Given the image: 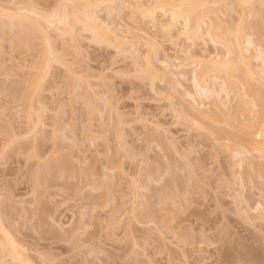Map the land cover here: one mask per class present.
Here are the masks:
<instances>
[{
    "label": "rangeland",
    "instance_id": "obj_1",
    "mask_svg": "<svg viewBox=\"0 0 264 264\" xmlns=\"http://www.w3.org/2000/svg\"><path fill=\"white\" fill-rule=\"evenodd\" d=\"M0 1H2L0 2V8H4L1 7L4 4V6H6V10L7 8L10 9L7 10L5 14L11 13L12 18L14 17V22L16 21L15 23H17L18 21L19 23H21L22 17L20 18L19 16L25 14L28 16L31 15L32 17L29 18L34 17L39 21H34L33 18V21L37 22L34 24L32 19L29 20V18H26V22L28 20L32 22V24H30L28 21L32 29H29L30 32L27 29L28 33L24 35L26 31L24 32L22 26L25 28H27V26L22 25L20 29V26H18L17 28V25L21 24H14L16 25V27H14L17 28V31H19L18 29H20L21 31L16 32L13 31V25H10L9 27L7 23L8 18L6 19L7 15L5 16V14H2V16H5V19H2V17H0L1 22H4V20H6L7 23V25H3L2 22L1 25H3V28L1 29L5 28V31L0 30V221L3 220L1 222V225L2 223L5 225V231H3V235L5 236H3L0 232V237L4 238L2 240L3 242L7 241L4 242V245L8 247V250H11V246L9 245L8 241L15 240L18 236H22V238H24L25 235V237H28V239H23H27V241L25 240L26 242L24 243L23 241H19V239H22L21 237L17 238L18 240L16 239L15 242H22V245H27L29 243V246L27 245V248L31 247V253L33 252L32 245H35V247L37 248L38 245L41 244L42 246H45L48 242L42 239L39 240V237H41V233L45 235V233H48L47 231H50V229H46V227L48 226H46V222H43L45 220H41L43 223H45V225H42L45 228H42V226L39 225L43 229H38V231L41 232H37L36 229H33L35 228L34 226L38 227L36 223L33 226L35 219H32L33 223L31 220V222H28V217L25 216H22V218L20 217L21 219L25 217V220H19V224H21L20 226L18 223H16L18 222L16 221L18 220L16 219L18 215L14 217L17 211V208L14 207L15 205H17V202L19 204L20 199H24L25 202V197H30L27 193L30 191V189H28V187L30 188V185L28 184L32 183L31 180H34L33 178H35V173L39 172V167H41L40 162L45 159L47 161L48 159L52 161L53 157H55L62 159V161L63 158L66 159L65 162L63 161L65 164L64 166L71 175L68 176L70 177L68 181L71 182L74 177V181L77 182L78 180H80L77 177L84 178L83 182L82 179L80 181V183L82 182L80 185H83V191L81 192L85 193L87 191V194L88 192H90V194L88 195H86L85 193L87 198L90 195L92 197V193H95V195H97L96 198H99V200L96 199V202L94 200V202L96 203H94L95 206H91L93 204V198L95 197H93L92 200L88 198L91 200L92 203L89 202L88 204L87 202L84 204V201L87 198L84 201L79 199L78 197L81 198L82 194L80 195V193L78 194L76 192L77 190H81L80 188H82L80 187L79 182L77 183V185H79L80 188L77 187L78 189L76 188V190L75 183L74 188H72L70 182L67 181L70 184L68 187H71L70 189L67 187L66 192L67 194H70L69 196H71L75 191L76 198H78L77 200L83 201H79V203H77L78 201H75L74 194V197H69L63 194L62 195L64 197L61 196L62 190L60 191V193H58L57 190H60L59 188L62 187H59L58 185L56 187L54 186L55 188L49 187V190L51 189L50 191H52L53 189L54 192H52L54 194L57 193V195H55L56 197L54 198L55 200L57 199L58 194H60L58 199H60V201L62 200L61 202L63 203H65L64 201H66L64 205L63 203L61 205V202H59V200L57 199L58 204L57 202L56 205L54 204L56 208L58 206V210H64L63 213H65V216H61L62 218H60L59 220L61 223L63 222L62 225H60V223L58 226L64 228L66 225H69V222L66 220H70L71 222H76L78 220L77 224H79V226L82 225L85 227V229H83L84 227L80 226V230L78 229V227L76 228L77 230H79H76L77 232L83 233V235L79 239H82V237L84 236V231L85 233L88 231L89 234L90 232L92 233V231H96L94 234L96 237H94L95 242L92 241L94 238L91 239L89 235L90 240L93 244H90L91 242L86 243L93 245L94 247V243H96V240L97 243H99L98 239H100L101 242L103 241L102 243L100 242L99 245L96 243L97 247H94L95 249H93L96 254H90V257H88V259H94V262L92 261V264H216L218 262L220 263L219 260L223 257V255L226 254L228 258L225 256L223 258L229 259L230 257L231 259L233 256V260H235L238 251L239 254L241 252L242 253L241 255L238 254L237 258L239 260L240 258L243 259L248 252H251V250L248 252L244 250L247 248H253L252 253H254V249L255 252H259V254L261 252L260 257L258 253L254 254H256V256L258 254L259 258L257 257L256 259H260L259 264H264V253L262 254L264 250V220H258V218H260L258 216H261L262 214L260 212H262L264 209L261 208L263 209L261 210L259 208L260 202L257 201L258 199L256 200V198H262V195H260V193H262L263 191L262 194H264V189L260 188L262 190H259L261 191L259 192L260 197L255 196L258 194V192H256L253 183H257L256 181H258V179H256V177L258 175L255 176V174H258L259 172L256 170L257 168L253 167L255 165H251L253 170H256L257 172L254 173V175H249L255 176L254 180H256H252L253 182H250L251 179L250 181H247L248 179H245L246 167H244V165H246V159H248V157L250 156L252 158L253 155L251 154H255L258 157L260 154V150H258L259 153H255L256 150L255 152L253 151L251 153V144H249V146L243 145V147L245 146V148L243 149L245 151L244 153L247 154L246 157L244 153H242V155L244 154L243 157H245L246 159L244 158L245 160L242 159V161L235 159V161L232 160L230 163V160L233 159L231 157H234L230 156V153L234 149L230 151L228 149L232 147H229L227 149L229 145L224 147L223 144H225L224 142L226 141L225 145H227V141L229 138L232 137V135H228V133L226 136L231 137H226L225 139H223L224 137H221L225 136V134H220L221 137H219V133L216 135L214 131L213 134V130L211 128L214 127L212 126V124L215 122H218L220 124V127H222L221 129L223 130L225 127H227L229 130V125L227 126V122L224 123V125L226 124V126L222 124V121L225 120H222L221 122H210L207 119V116H209L214 110L212 112L210 111L211 113H209V115L206 114L205 116V119L208 120L209 123H212L211 125L209 123L205 125L206 120H204V116H202L203 112L206 113V109H209L212 103H214V105L217 103L218 105H216L219 108L223 107L224 109L222 108V113L223 110L225 112V110H230V108L233 109V105L235 107L236 102L239 106L240 103H242L245 99L246 100L244 101V103L246 101L247 102L244 105L246 107H243V109L246 108L245 110H248V113H246V115L250 114L249 111H251V109L253 113L257 109V106L254 105V101L256 100L255 98H252L254 96L251 97L252 94H250L251 92L248 89L246 90L247 96L240 95L241 97H246L241 98L243 99L242 102L239 103L237 98V96H239L237 95L238 89H241L240 91L242 92V90L245 89L244 86L246 87V81H250L251 85L259 84L260 86L262 85V81H264V77H261L264 76V74L262 73V70L264 69V62L262 61V63L260 61V63L259 61H257L258 54L255 53L256 51H259L262 54L261 57H263V59H261L264 60V53H262V50L264 48L261 49V51L260 49H258V47L260 48L264 45L261 46V39L257 38V36L254 35V31L252 32V27H249L252 25H249V28L247 27L249 22V24H251L252 22H259V11H255V8L258 7L256 4H254L256 5L255 7L251 3L245 4V2H243L242 4V0H225V3L228 2V6L225 3V5L220 4L221 10L215 11L213 9H219V5L216 0L215 1L217 4L213 3L215 2L214 0H209L210 4L207 3L208 0H202L203 3L207 1L205 5L209 4L212 5V7H215L212 9L213 13L214 11L215 13L217 12L216 16L215 13L213 14L215 20H212L211 18V20H209L211 21V23L212 21H215L216 23L221 25L220 27L222 28V32L220 31L221 29L219 25V29L216 30V27L214 28L217 33L214 31V29L213 31L217 35L221 34V38H226V36L228 37V32H232V34H235L238 27V31L242 28V31L245 32L243 33L246 34V37L244 36V38L250 39L251 44L249 45L247 43H244V39H242V41L244 40V42L241 43L243 45L247 44L246 47H248L247 51L249 50L250 52L249 55H251L252 52H254L256 55H253V53L251 56H249L251 58L247 62L250 61V64L247 63L246 60L241 61L242 65L239 64L240 62L238 63V69L240 67L239 71L241 70L240 72H242L243 78H245L244 80H242V83L239 82L240 80L238 82L241 84H243L244 82L245 84L243 85L238 83V86L234 84V86L231 87L233 83H235H231L235 79V77L234 79H231L232 81L230 83H226V81L224 82V75L222 76L221 72H218L217 74L216 69L218 68H214L213 66L209 67V75L217 76V78L214 79V82L216 84L215 86L219 87L218 83H221V81L219 82L220 78L224 79V83L222 82V84L225 86L224 88L227 87L225 91H229L227 95L229 97H226L228 100H226V98L224 100V97L226 95L222 94L221 99L223 98L222 100H224L225 102L223 101L224 104H221V107L219 104L222 102V100H218V102H215L212 101L214 99L212 97V102H210V98H204L201 100L198 98L197 102L199 100L200 102H204V104L199 103V108H206L205 111L202 110L203 112L202 114H200L199 111L201 110L197 108V102H195V100H193L189 94L193 93L194 91V86L192 84L193 80L191 79V75L194 71L192 69L196 70L197 68V66H195V61L202 60L205 62H209L208 60L210 58L213 59L212 63L223 61V59H225L223 56H227L225 55V53L228 51V49H230L229 46H232V44H234V42L232 43L233 38H237V34L239 35V33H241V36H243L242 32L239 31L238 33L237 31V33L235 34L236 36H230L231 38H229L231 41L229 40V38H226L225 40V38L219 39V37L217 39V41L219 40L217 44H214L210 41L208 36V27H210L208 26L210 24L209 20L207 21L208 17L204 18H207L206 20H204L206 24H203L202 31H200L201 29L199 30L200 33L194 29H189L188 35L184 34V32H179L178 30V32H176V28L182 27L183 25L182 18L179 17L177 18L179 24H175L174 26H172V29L170 28L171 32L167 33L165 26L168 23L170 24V22L166 19L167 14H163V12L159 10L158 4L164 2L163 5L160 4V6H164L165 1L167 3L169 1L171 2L172 0H106L101 3H97L98 5L96 4L97 6L95 5V7L89 6L92 7L95 11L94 13V11H92V8H90V14L94 13L98 17V24L101 22H105L108 23L109 26L113 29L112 31H110V33L107 32V34L106 30L101 29L102 25H99L101 27L100 28L98 26L101 29L100 31H103L104 35L107 34L106 36H108V38H111L108 40L104 38V40H102L100 38L95 39V37H93L92 35V32L86 28V25L84 24V27L83 24L79 22V20L83 18H80L82 17L79 11L81 9L79 7L81 6L79 5L77 7L79 8V10L76 8L77 3L75 2L78 0H24V2H27L28 7L33 8H29L30 10H32V12H30V15L28 11H25L24 14V8L22 7L25 6H22L20 4V0H17L16 2L20 1L18 4H20L22 7L17 5L16 8H22L21 10L23 14L20 13L21 11L19 12L20 9H18L17 11V9L15 8V0ZM156 1L159 2L157 3ZM6 2L8 4H5ZM238 2H240L241 4ZM10 3L13 5L11 6ZM138 4H141V7H139ZM73 6H75L76 9ZM223 6H227V8L222 9ZM143 8L149 10L152 9L155 11L146 16V12H144L145 10L142 11ZM12 9L14 11L16 10L17 13L14 12ZM55 10L56 12L58 11V15L61 12L62 14L68 12L70 13V15L66 13L69 17L67 18L66 16V19L64 20L65 23L63 22L57 24L55 22V26L51 27L50 25L54 24H49L45 20L48 14L51 16L52 12L54 13ZM253 10L255 11L254 13ZM33 11L35 14H33ZM196 11L198 10L195 9L194 13ZM242 11L245 12L243 15ZM255 13L258 17L253 15ZM14 15H16L17 18ZM143 15H145L146 18ZM43 16H46V18H42ZM74 16H78L79 18H76V21H74L72 19V17L75 18ZM23 19L22 24L26 23L24 21L25 19ZM207 22L209 24H207ZM28 23L26 24L28 25ZM254 24L257 25L256 23ZM259 24L258 26H260ZM215 25L217 26V24ZM211 27L213 28L214 26ZM191 28H193V26H191ZM192 30H194L193 33ZM223 30L228 32L224 33V35L222 34L224 32ZM1 31L4 33H2ZM6 31L9 32L6 33ZM15 32L19 34L22 33L23 36L16 35ZM185 33H188V31ZM256 34H258V31ZM238 38L240 39V37ZM114 39L117 41H115ZM108 41L111 43H108ZM221 41H224V43ZM226 43H229L230 45L225 46ZM117 45H119V48H117ZM121 46L123 47V49L120 48ZM188 47L190 49H188L189 52H183ZM232 48H234V46H232ZM191 50L193 52V56L189 57V55H185L186 53L192 55V52L190 53ZM249 52H246V54ZM50 53L51 56H49ZM232 53L231 55H234V53ZM165 59L168 61V64L170 63V65L167 67V70L164 69L162 65L164 63L161 64L160 62L163 60L166 61ZM134 62H137V70V65L135 66L134 64L136 63ZM149 62H151L150 65L152 64V66L156 68V70L154 69V72L157 71L158 73H156V76L158 77L154 78L152 82L153 84L149 82L150 77L148 75V79L146 78V76H143L146 79H141V77L137 76V74H144V68L147 69L148 67V65L147 67L145 65ZM180 62L181 65H183L182 68L184 67L183 69L181 68V70H183L182 74L184 75V77L183 75L181 76L180 67H175ZM258 63L261 65L260 69H262L263 67L262 70L259 69V65H256ZM172 64L174 65L171 66ZM248 67L249 69H247ZM184 69L186 72L184 71ZM140 70L142 71L140 72ZM260 71L261 73H257ZM210 80L211 78H208L207 80H204L201 83L204 86L208 87L209 85L210 87V84L212 82H210ZM236 80L238 79L236 78ZM216 81L218 83H216ZM214 82L212 83L214 84ZM225 83L227 85H231V91L229 89V85L226 86ZM240 85L243 87V89L240 88ZM212 86L214 88V85ZM260 86L257 87L259 88ZM216 88L217 87H215L214 89ZM244 92H242V94H245ZM241 99L239 100L241 101ZM194 104H196L197 107L194 106ZM195 107L199 109L198 112L200 116L196 111L197 109L195 110ZM220 110L221 109H219V112H221ZM233 110L235 111V115H237L236 113L238 111H236V109ZM233 110H231V114H233ZM245 110L242 112H245ZM219 112H217V115L220 116L221 114V116H223V119H225L224 115H226V113H223L222 115V113ZM228 113L229 112H227L226 117H228V115L230 116V113ZM217 115L215 114V116ZM246 115L244 114V116ZM252 115L253 114L251 113V116ZM242 116L240 117L241 119L238 118L239 115L236 116L237 118L234 117V119H239V122H245L244 119H246L247 116L243 120ZM254 116L255 113L253 117ZM212 118L213 117L211 116L209 119L212 120ZM202 120L203 122L205 121L204 126L207 127L208 124L211 126H208V128H210L212 132H209L210 129L207 130L210 134L206 131V127L204 129L203 123L201 122ZM231 120H233V118ZM226 121H228L229 123V120ZM234 121L235 120H233V124ZM230 122L232 123V121ZM235 123L237 124L238 122ZM219 124L216 123L215 126H219ZM236 124H234V127H236ZM231 126L233 125L231 124ZM232 131L231 134H234ZM236 131L237 130H235V132ZM211 133L216 138L212 136ZM223 133H226V131H222V134ZM162 136L165 137V141L161 139L164 138ZM219 139H221L220 141L223 144L219 141ZM230 140L232 141V138ZM241 156L240 158H243ZM254 157L252 158V160L249 158V161L251 160L252 162L253 159H255ZM259 157L264 158V156L262 155H260ZM261 158H257V161L260 160L261 162ZM37 160L40 161L39 164H36ZM249 161L247 160V163L250 164L251 162ZM232 162L234 163L232 164ZM172 163L181 169L178 170L180 172L177 171L178 174H182V176L180 174L177 175V177H181L179 178L180 182L184 178L187 180L184 179V181H182L184 182L183 184L178 183L179 181H176V183L181 184L179 187L177 186L179 192L177 187H175L176 190L172 189L173 192L169 190V194L171 192L172 194L168 195V199V191L166 193H164V191L166 189L168 190L167 184L170 187V184L172 183L168 174L170 168L172 169ZM252 164H254V161L252 162ZM255 164L258 165L260 163L256 162ZM261 164V167H264V159ZM36 165H40L37 168L38 172L36 171ZM146 166H149V169H147ZM176 166L174 167L175 169H177ZM261 167L260 170H264V168ZM78 169H81L82 171L84 170L82 172L83 174H79V172L77 171ZM68 171L66 172L68 173ZM177 172L172 173V171L170 170V173L172 174H177ZM72 174L74 177L72 176ZM243 174L245 175L244 179L246 180V182H248V186L247 183L243 180ZM194 175L199 179H197L198 181L196 179L194 180ZM260 175L261 174H259V176ZM261 176L264 177V172ZM262 177H260L262 181L259 179L261 182H263L264 180ZM167 178H169L171 183H165L168 180ZM179 179L177 178V180ZM240 179L243 183L246 184L244 185L243 183H241ZM29 180L31 181V183H29ZM240 183L244 186H241ZM249 184L253 187L252 190L255 193L252 190H249L248 187H251L249 186ZM261 185L263 186L264 184L262 183ZM97 186L100 187L97 188ZM152 186H156L157 188L158 186H162L161 188H159L163 193L158 194L159 190L157 191V188L151 189ZM71 188L74 190L71 191ZM257 188L259 189V186H256V189ZM26 189H28V191ZM62 189L66 190L65 187ZM176 191L180 196L177 195ZM250 191L255 194L252 195L255 198L252 197V199H249V195L251 196L252 193H250ZM23 192L27 193L24 194L26 195L25 197L24 195L22 196ZM150 192L152 194H158L160 200V196L164 194L163 196H165L167 200H165L166 198H163L162 196V198L166 202V204H164L165 202L163 201L162 204V202L158 199L157 195L155 194L156 199L159 200L157 203L160 202L159 204H162L161 206H164L165 209L163 210L160 205L156 204L158 205L157 207L161 209L160 210L155 206L157 208L156 215H158L156 217L159 218L155 217V220L153 215L151 216L150 214L149 217L153 218H151V221H149L148 223V220H150V218L148 217L147 213L149 214V212L147 211V213L145 214L147 217H144V214L142 215V213L140 214L139 212H146L144 211V200L149 198V194H151ZM11 193H13V195ZM35 193L36 192H34V194ZM99 193H102L103 195L101 194L102 196L99 197ZM174 193H176V195H173ZM19 194L21 195V197ZM77 194L80 196L77 197ZM33 195L32 197L35 196ZM152 196L153 195L150 196V199H152ZM170 196L171 199H173V197L175 196L178 197L171 201ZM60 197H63V199L65 197L66 198L65 200H63ZM2 198L6 201L2 200ZM12 199L15 202L14 204H12V206H14L13 208L16 209V211L14 209L11 210L12 206L8 207V205H11L12 202L10 200ZM28 199L29 198H26V201H28ZM32 199L34 200L35 198ZM100 199H103L102 202ZM33 200L31 201L32 203ZM36 200L37 199H35V201ZM154 200L155 198L152 199V201ZM255 200L257 201L256 203L259 204H254ZM263 200L264 198L262 199V201ZM54 201L53 203H55ZM6 202L8 205L6 204ZM24 202H20L19 205ZM30 203L28 201V205H30ZM36 203L33 206H36ZM48 203H46L45 209H48ZM25 204H23L24 206L21 205L20 207H27ZM97 204H99V207L96 206ZM50 206L53 205L50 204ZM55 206L53 207L55 208ZM244 206L246 208L245 211ZM256 206H258L257 209ZM29 207L31 208L32 204L31 206H28V208ZM95 207H97V209ZM252 207H254L255 209ZM65 208L67 210H65ZM92 209L94 210V212L95 210L98 211L99 209H101V212L100 210L98 211V213L100 212V215L95 212L97 215H99V217L96 215L98 219L96 218V216H93L94 213L90 211ZM21 210H24L28 213L29 209L25 210L24 208H22ZM21 210L19 209V213L24 212ZM158 210L160 212L162 210L165 211L161 212L164 214L165 218L163 217V214H160V212H158ZM8 211L11 213H9ZM80 211L87 212V214H85V217H80ZM10 214H13V217H11ZM137 214H140L142 218L139 219V217L141 216L139 215V217H137ZM27 215L28 214H26V216ZM87 215H91L92 218L91 216L88 217ZM76 217L80 218L76 219ZM136 217L138 218V220L143 219V222L138 221ZM199 217H201V219L204 217L203 219L205 221L202 219L204 221L203 222ZM26 218L28 220L27 222L30 224H26ZM70 218L73 219L71 220ZM93 218H96V221ZM145 218H148V220H146ZM160 218H162L163 220L165 219V225L163 224L164 227H161L163 220H161ZM254 218H257V220ZM262 218L264 217H261V219ZM11 219H16L13 220L15 222L12 223H14L13 225L16 224L17 227L20 226L18 229L20 230V233L24 232L23 235H20L19 230L18 233L16 230L15 232L13 231L16 228L13 229V225L12 223H10ZM49 219H47V221H49ZM144 220L147 221V223ZM158 220H161V226L160 224L157 226V224L160 223ZM41 221L38 224H42ZM156 221L158 223H156ZM23 222L24 225H27H25L27 228L29 227L28 230L26 227L21 228L23 226ZM75 222L74 224H76ZM78 222H80L81 224ZM144 222L146 223V225ZM209 222L212 224H210ZM53 223L54 222H52V224ZM55 223L54 225H56V227L54 226L53 228H57V224ZM113 223H115L116 228L115 225L110 226ZM203 223L204 225H207L204 227L201 225ZM30 226H33L31 228L32 230L30 229ZM69 226H66L67 228H64L65 231L67 229L69 232L73 228L72 226H70L71 228ZM171 226H173L174 228H168ZM68 227L70 228V230ZM50 228L52 230V226ZM130 228L131 230H129ZM109 229L113 230L109 231ZM108 231L109 234L110 232H112L110 234L111 236L108 235ZM127 231L130 233H128ZM27 232H30L32 235L28 233L26 236ZM34 232H37V235H35ZM74 232L75 231H73V233ZM77 232H75L76 234L74 233L76 237L80 235H77ZM69 233L65 235L68 236ZM73 233L72 235L74 236ZM13 234L17 235V237L13 236ZM127 234L132 235H129L128 237ZM34 235L36 236V238L34 237ZM98 235L100 236V238ZM37 236H39V242L37 240V243L39 244L35 243V239H37ZM67 236L65 237L68 238ZM32 237L34 238V242L32 241ZM42 237L45 238V236ZM69 238H71V236ZM127 238L129 240L131 239L132 241H128ZM182 239L183 241H179ZM185 239H187L188 241L186 240V243L184 244ZM198 239L201 240L197 241ZM28 240H31V242H29ZM40 241L46 242L44 243L45 245L43 244V242ZM64 242L66 243V241H62L60 243ZM71 242L72 240L69 243ZM187 242L189 244H187ZM196 242L198 243V245H195L197 244ZM69 243L67 241V244ZM50 244H48V247L50 246L51 251H49L50 249H47L46 246L44 248L40 245L42 249L40 247L39 249L37 248V253H39V256L35 253L37 251L35 250V252H33L34 254L29 253L28 257L31 256L29 260L32 258L35 264H81L79 262H83L85 261L83 259L87 258L85 255L87 254L86 249L87 247L89 248V246H87L85 251H83V253H86H84V257L80 259V257H82L80 256L82 254L81 250L86 246H84V244V247L81 246L82 248L80 247L79 250L76 249L79 244L74 245L75 250L73 251H70L71 249L67 248L70 247V244H61L63 246H60V244L57 246L58 243L54 245L53 242H51ZM20 245L17 247L19 248ZM186 245L192 247H188ZM23 247L25 246H22V248ZM35 247L34 249H36ZM52 247L55 249L52 250ZM93 247H90L91 250ZM182 247L186 248L182 249ZM22 248H19L21 250L18 249L19 254H21L20 257L22 259V262H25L27 264L26 258L25 261H23L24 259L22 258L25 255L27 257V254L23 253L25 252V250H27V248H23L25 250H23ZM62 248H65V250ZM192 248L194 250H197V253H195L196 251H194ZM199 248L200 250H198ZM96 249L100 250V252L97 253V251H95ZM103 249L105 251H103ZM261 249L263 250L261 251ZM89 250L90 249H88V252ZM20 251L22 252L20 253ZM26 252H29V249ZM201 252H203V254ZM199 254H201V256H204L201 257L199 256ZM220 254L222 257H220ZM131 257H133L134 260ZM199 257H201L202 259ZM217 257L220 258L217 259ZM238 259L237 264H239L238 262L240 261V264H250L254 261L256 262V260L250 261L251 259L247 257L244 258V262H242V259L240 261ZM261 259L263 260V262L261 261ZM31 260L28 261V263L33 262ZM222 260L223 259H221V261ZM249 261L250 263H248ZM255 262L254 264H258V261L257 263ZM86 263L83 262V264ZM233 263L236 264V262H232L231 260L230 264Z\"/></svg>",
    "mask_w": 264,
    "mask_h": 264
},
{
    "label": "bare ground",
    "instance_id": "obj_2",
    "mask_svg": "<svg viewBox=\"0 0 264 264\" xmlns=\"http://www.w3.org/2000/svg\"><path fill=\"white\" fill-rule=\"evenodd\" d=\"M12 1H13V0H12ZM16 1H17V0L14 1V3H16V4H14V6L16 5L15 8L17 7V5L20 6V7L25 6V7H22V8H24V9H23L24 14H25V11H28V13H29V15H30V12H32V10H30V9H33V8L28 7V6H27V2H26V1L24 2V0H20L21 2L19 1L20 4H21L22 6H21L20 4H18L19 2H16ZM22 1H23V2H22ZM30 1H31V0H30ZM74 1H75V0H74ZM95 1H96V2H95ZM103 1H106V0H91V1H89V0H78V1L75 2V3H77V5H76V4H74V5H76V8H77L79 5L81 6V7H79V8H81L80 10H79V8H77V9L80 11V15L82 16V17H80V18H83V19H80L79 22H81V24H83L84 27H85V25H86V28L89 29V30L92 32L93 37H95V39H96V38H98V39L100 38V39L104 40V38H105L106 40H108V39H111V38H108V36H106V35L108 34L107 32L110 33V31L113 30L112 27H110L108 23L101 22V21H100L101 23L98 24L97 22L99 21V19H97L98 17L94 14L95 11L93 10L92 7H89V6H94V7H95V5H96L97 3H101V2H103ZM173 1H174V2H173ZM203 1H204V0H203ZM203 1H202V0H199V1H198V0H195V1H194V0H193V1H192V0H172L171 2L169 1V2H167V3H166V1H165L164 6H160V4L163 5L164 2L159 3V4H158V5H159V6H158L159 10L162 11L163 14H167V18H166V19L170 22V24L168 23L169 25L167 24L166 26L163 24V25L166 27V31H167V33L171 32L170 30L172 29V28H171L172 26H174L175 24H179V21L177 20V18H179V17L182 18L183 25H182V27L176 28V32H178V31H179V32H184V34L188 35V34H189V29H194V30H196L197 32L200 33V31H202V26H203V24H206V23L204 22V20H206L207 18H206V19H204V18H205V17H208L207 21H208L210 18L213 20V19H214V15H213V14L215 13V11L221 10V8H220L221 5H220V4L223 5V4L225 3V0H222V1H221V0H216L217 3H218V5H219V6H218L219 9L216 8V9H217V10H216V9H213V8H215L214 6L212 7V5H209V4H210V3H209V0H208V2L205 1V3H206V2L209 3V4H206L207 6L205 5V3H203ZM214 1H215V0H214ZM216 1L213 2V3L215 4ZM219 1H220V2H219ZM237 1H239V0H237ZM240 1H241V0H240ZM0 2H2V1H0ZM3 2H4V1H3ZM156 2H157V1H156ZM158 2H159V1H158ZM158 2H157V3H158ZM221 2H222V3H221ZM243 2H245V4H246V3H247V4L251 3V4H253V5L256 4V5L258 6L257 8H255V9H256L255 11H259V12H258V16L260 17V19H259V17L257 16L256 13H255L256 15H255V14H253V15L258 17L259 22H258V21H257V22H252L251 24H249V23H250V22H249L248 25H247V27H248L249 25H252V26H249V27H252V32H253V31L255 32L254 35H256L257 38L261 39V41H262V42H261V46H262V45H264V43H263V42H264V0H242L241 3L243 4ZM253 2H255V3H253ZM11 3H12V2H11ZM11 3H10V4H11ZM168 3H169V4H168ZM217 3H216V4H217ZM238 3H240V2H238ZM241 3H240V4H241ZM5 4H8V3L6 2ZM24 4H26V5H24ZM92 4H93V5H92ZM225 4L227 5L228 2H226ZM225 4H224V5H225ZM12 5H13V4H11V6H12ZM97 5H98V4H97ZM97 5H96V6H97ZM140 5H141V4H138L139 7H141ZM256 5H254V6L256 7ZM209 6H210V7H209ZM227 6H228V5H227ZM227 6H223L222 9H223V8H227ZM1 7H4V8H0V13H1L0 17H2V19H5V16L7 15L6 19L8 18V22H7V23H8V25H9V27H10V25H13V27H14V26L16 27V25H17V23H19V21H18L17 23H15L16 21L14 22V19H13L14 17L12 18L11 13L5 14L6 11H7V10H10V9L7 8V10H6V6H4V4H3ZM20 7L18 8V9H20L19 12L21 11L20 13L23 14V12H22V10H21L22 8H20ZM27 7H28V8H27ZM73 7L75 8V6H73ZM156 7H157V6H156ZM197 7H199V8H197ZM211 7H212V8H211ZM10 8H11V7H10ZM15 8H13V9H15ZM25 8H27V9H25ZM29 8H30V9H29ZM74 8H73V9H74ZM76 8H75V9H76ZM88 8H89V9H88ZM90 8H92V11H94L93 14H90V13H91ZM13 9H12V10H13ZM16 9H17V8H16ZM18 9H17V11H18ZM34 9H36V8H34ZM195 9L198 10V11H196V12L194 13ZM212 9L215 10L214 13L212 12V11H213ZM143 10H145L144 12H146V16L149 15V14H151V13H153V11H155V10H152V9L149 10V9H144V8L142 9V11H143ZM13 11H14V10H13ZM34 11H37V10H34ZM34 11H33V14H35ZM210 11H211V12H210ZM255 11L253 10V13H254ZM10 12H11V11H10ZM14 12H16V10H15ZM19 12H18V13H19ZM81 12H82V13H81ZM166 12H167V13H166ZM242 12H243V11H242ZM16 13H17V12H16ZM26 13H27V12H26ZM56 13H57V14H56ZM64 13H65V12H64ZM66 13L70 15V13H68V12H66ZM66 13H65V14H66ZM142 13H143V12H142ZM210 13H211V14H210ZM216 13H217V12H216ZM216 13H215V16H216ZM244 13H245V12H243L242 15H243ZM2 14H3V15L5 14V16H2ZM12 14H13V13H12ZM21 14H20V15H21ZM31 14H32V13H31ZM36 14H37V12H36ZM65 14H62V12H61V13H59V15H58V11L56 12V10H55L54 13L52 12V15H51V16L48 14V16H49V17L47 16L48 19L46 18V16H43L42 18L45 17V18H46L45 21H47V23H49V24H54L55 22H56L57 24H59V23H63V22L65 23L64 20L66 19V16H67V18L69 17L67 14H66V15H65ZM208 14H209V16H208ZM16 15H17V14H16ZM16 15H14V16L16 17ZM25 15H26V14H25ZM25 15L19 16L20 18L22 17V18H21V23H19V24H21V25H17V28H18V26H20V29H21V26H22V25L27 26V28H25V27L22 26V28L24 29V32L26 31L25 33L23 32L24 35L28 33L27 31H28L29 29H32L31 26L29 25V23L32 24V22L29 21V20L32 19V21H33V18H34V17H33V18H29V17H32L31 15H30V16L26 15L27 17H26ZM80 15H79V16H80ZM212 15H213V16H212ZM8 16L10 17V19H9ZM23 16H24V19H25V20L23 19ZM143 16H145V15H143ZM146 16H145V18H146ZM165 16H166V15H165ZM193 16H194V17H193ZM3 17H4V18H3ZM74 17H75V18L72 17V19H73L74 21H76V20H75L76 18H77V19L79 18L78 16H74ZM16 18H17V17H16ZM26 18H27V19L29 18V20H28L29 23H28V21L26 22V20H27ZM70 18H71V16H70ZM0 19H1V18H0ZM22 19H23L26 23H28V25H27L26 23H23V24H22ZM192 19H193L194 22L192 21ZM211 19H210V20H211ZM15 20H16V19H15ZM18 20H19V19H18ZM52 20H53V21H52ZM96 20H97V21H96ZM210 20H209V23H210V24H214L215 21H214V22L212 21V23H211ZM214 20H215V19H214ZM24 21H23V22H24ZM34 21L39 22V21H38L37 19H35V18H34ZM34 21H33V22H34ZM66 21H67V20H66ZM74 21H73V22H74ZM216 21H217V18H216ZM2 22H3V21H2ZM2 22H1V20H0V30L5 31V28H4V29H1V28H3V25H7L6 20H4L3 25H1ZM37 22H34V24L37 23ZM82 22H83V23H82ZM166 22H167V21H166ZM192 22H193L194 24H193ZM203 22H204V23H203ZM56 23H55V24H56ZM77 23H78V22H77ZM191 23H192V25H191ZM209 23L207 22V24H209ZM254 23H256L257 25H255ZM259 23H260V24H259ZM14 24H16V25H14ZM55 24H54V25H50V26H51V27H52V26H55ZM84 24H85V25H84ZM210 24L208 25V26H210V27L207 26V27L209 28V32H208L209 39H210V41L213 42L214 44H217V42L219 41V40L217 41V39H218L219 37H220L219 39H223V38H225V37L221 38V37H222L221 34H220L221 36H220L219 34H218V35L216 34V33H217L216 30L219 29V27H220L221 25H219V24L216 23V22H215V24H217V26H216L215 24H214V25H210ZM253 24H254V25H253ZM258 24H259L260 26H258ZM47 25H48V24H47ZM99 25H100V26L102 25V28H101ZM163 25H162V26H163ZM218 25H219V27H218ZM29 26H30V28H29ZM50 26H48V27H50ZM98 26H99L102 30H106V33H107V34L105 33L106 35H104V34H103V31H100L101 29H100ZM164 26H163V27H164ZM191 26H193V28H191ZM211 26H214V27L212 28ZM253 26H254V29H253ZM15 27L13 28V31L21 32L20 29H18L19 31H17V28H15ZM215 27H216V28H215ZM241 27H243V26H241ZM241 27H240V28H241ZM249 27H248V28H249ZM98 28H99V29H98ZM170 28H171V29H170ZM174 28H175V27H174ZM181 28H182V29H181ZM214 28H215L216 30H215ZM14 29H16V30H14ZM23 29H22V31H23ZM25 29H26V30H25ZM27 29H28V30H27ZM183 29H184V30H183ZM200 29H201V30H200ZM213 29H214V31H215L216 33L213 31ZM220 29H221L220 31L222 32V28H221V27H220ZM224 29H225V28H224ZM238 29H239V27H238ZM238 29L236 30V33H237ZM164 30H165V28H164ZM177 30H178V31H177ZM182 30H183V31H182ZM194 30H192V33H193ZM199 30H200V31H199ZM225 30H226V29H225ZM187 31H188V33H185V32H187ZM223 31H224V30H223ZM239 31L242 32V35H243V36H241V33H239ZM239 31H238V33H239L240 36L237 34V38H235V37L233 38V37H232L233 40H234V41L232 40V43L234 42V44H232V43L230 42V43L232 44V46H234V48H232V46H229V45H230L229 43H228V44L226 43L225 46H229L230 49H228L229 47L227 48L228 51L225 53V55H227V56H223V57L225 58V59H223V61H220V62L218 61L217 63H212V62H213V61H212V60H213L212 58H210V59L208 60L209 62H205V61H202V60H197V61L194 60V61L196 62V65H195V66H197L196 70H195V69H192V70H194V71H193V72L191 71V72H192V75H193V77H192V75H191V79L193 80V83H192V84H193V86H194V91H193V93H189V94H190V97H191L193 100H195V102H197V99H198V98H199L200 100H201V99H204V98H210V102H212V101H215V102L217 101V102H218V100H222V99H223V98L221 99L222 94H223V95H224V94L226 95L225 97L223 96V97H224V100H225L226 97H227V98L229 97V96H227L229 91H228V92H226L227 90L225 91V89H226L227 87L224 88L225 86L222 84L223 80L225 79L224 82L226 81V83H230V82L232 81L231 79H232V78L234 79V77H235V79H234L235 81L233 80V81L231 82V83H233V82H235V83H233L232 86H231L230 84H228V85H229V89H230V86L233 87L234 84H235L236 86H238L239 84L242 83V80L245 79V78H243V74H242V72H240L241 70L239 71L240 67H239V69H238V66H239V64H241V61H245V60H246V62H247L248 60H250L251 57H249V56H251L254 52H252L251 55H249L250 52H249V50L247 51L248 47H246V46H247V44H249V45L251 44V43H250L251 40H250V39H246V38H244V36H245L246 34H244L245 32L242 31V28H241ZM250 31H251V30H250ZM257 31H258L259 36H258V34H256ZM260 31H261V33H260ZM1 32H2V31H1ZM7 32H9V31H6V33H7ZM16 32H15V33H16ZM29 32H30V30H29ZM101 32H102V33H101ZM104 32H105V31H104ZM190 32H191V30H190ZM197 32H195V33H197ZM221 32H220V33H221ZM227 32H228V31H224L222 34L227 33ZM243 32H244V33H243ZM2 33H4V32H2ZM192 33H191V34H192ZM236 33H235V34H236ZM191 34H190V35H191ZM230 34H231V35H230ZM235 34H232V32H228V34H227L228 37L226 36V38H229V37L232 36V35L234 36ZM250 34H251V33H250ZM16 35L23 36L22 33H21V34L16 33ZM169 35H171V34H169ZM224 35H225V34H224ZM251 35H252V34H251ZM235 36H236V35H235ZM238 37H240L241 40H240ZM245 37H246V36H245ZM261 37L263 38V40H262ZM226 38H225V40H226ZM230 38H231V37H230ZM230 38H229V40H230ZM247 38H248V37H247ZM242 39H244L245 42H244V40L242 41ZM112 40H113V39H112ZM112 40H111V42H112ZM114 40H115V39H114ZM118 40H119V38H118ZM187 40H188V39H187ZM229 40H228V41H229ZM115 41H117V40H115ZM230 41H231V40H230ZM111 42L108 41V43H111ZM119 42H120V41H119ZM119 42H118V43H119ZM221 42L224 43V41H221ZM226 42H227V41H226ZM241 42H242V43L244 42V43H247V44H246V45H245V44L243 45ZM116 43H117V42H116ZM117 46H118L117 48H119V45H117ZM187 46H188V45H187ZM190 46H191V45H190ZM120 48L123 49L122 46H121ZM263 48H264V46H263V47H260V48L258 47V49H260V51H261V49H263ZM48 49H49V48H48ZM188 49H189V47L186 48L184 51H183V50H182V51H183V52H189L190 49H189V50H188ZM49 50H50V49H49ZM263 50H264V49H263ZM263 50H262V53H264ZM49 52H50V51H49ZM191 52H192V50L190 51V53H191ZM229 52H230V53H229ZM232 52L234 53L235 56H234V55H231ZM246 52H249V53H247L248 55L246 54ZM257 52H258V53H257ZM233 53H232V54H233ZM255 53L258 54V56H257V59H258V60H257V61H259V62H260V61H261V62L263 61V62H264V60H262L263 57H261L262 54H261L259 51H256ZM255 53H254L253 55H256ZM184 54H185V53H184ZM191 54H192V55H190L189 53H188V54L186 53L185 55H187V56L189 55V57H191V56H193V52H192ZM49 56H51V53L49 54ZM189 57H188V58H189ZM50 58H51V57H50ZM261 58H262V59H261ZM165 60H166V59H165ZM238 60H240V61H238ZM147 61H148V60H147ZM166 61H167V60H166ZM166 61L163 60V61H160V62H161V64L164 63V64H162V65H163L164 69L167 70V67L170 65V63L168 64V61H167V62H166ZM192 61H193V60H192ZM237 61H238V62H237ZM239 62H240V63H239ZM261 62H260V63H261ZM263 62H262V63H263ZM134 63H136V64H134V65L136 66V65H137V62H134ZM150 63H151V62L146 63L145 66L147 67V65H148V67H147V69L144 68V74H143V73H142L141 75L137 74V76L141 77V79H146V78L148 79V76H149L150 79H151V80L149 79V82H151V84H153L152 82H153V80H154L155 77H158V76H156L158 73H157V71L154 72V71L156 70V68H154V66H152V64L150 65ZM238 63H239V64H238ZM247 63L250 64V61L247 62ZM173 65H174V64H172L171 66H173ZM241 65H242V64H241ZM256 65H259V69L261 68V67H260L261 65H260L259 63L256 64ZM182 66H183V65H181V62H180V63L177 64L175 67H177V68L180 67V70H181ZM210 66H213L214 68H215V67L218 68V69H216L217 71L214 69V70L217 72V74H218V72H221V73H222V76L224 75V76H223L224 79H223V78H220V80H219V82L221 81V83H218V82L216 81V83L219 84V87H218V86H215L216 84H215V82H214V79H216L217 76H216V75H215V76H211V75H209V72H210L209 67H210ZM248 66H249V65H248ZM137 67H138V65L136 66V70H137ZM140 67H141V66H140ZM183 68H184V67H183ZM183 68H182V69H183ZM145 69H146V70H145ZM154 69H155V70H154ZM247 69H249V67H248ZM262 69H263V67H262ZM262 69H260V70H262ZM136 70H135V71H136ZM141 71H142V70H140V72H141ZM184 71H185V69H184ZM263 71H264V69L262 70V73L264 74ZM140 72H137V73H140ZM185 72H186V71H185ZM156 73H157V74H156ZM182 73H183V70H181V76L183 75ZM251 73H252V72H251ZM251 73H250V74H251ZM257 73H261V71H260V72H257ZM145 74H146V75H145ZM147 75H148V76H147ZM261 75H262V74H261ZM143 76H144V77L146 76V78H144ZM244 76H245V75H244ZM142 77H143V78H142ZM183 77H184V75H183ZM261 77H264V76H261ZM208 78H211L210 82H211V81L214 82V84H213L212 82H211V84L214 85V88L217 87L216 89H214L213 86H212L211 84H210V87H209V85H208V87L202 85L201 82L204 81V80H207ZM236 78H237L238 80H236ZM221 79H222V80H221ZM239 80H240V81H239ZM263 80H264V79H263ZM236 81H237V82H236ZM238 81L241 82V83H239ZM224 82H223V83H224ZM263 82H264V81H262V83H261V82H257V83H261V84H262V85H261L262 88H261V86H260L259 84H258V85H254V84H253L254 82L252 83L253 85L250 84V81H249V82L246 81L247 84H245V83L243 82V84H245L247 88L244 86L245 89H243V87L241 86V85H243V84L240 85V86H241L240 88L243 89L242 92H244V90H245V92H244L245 94H242V92L240 91L241 89H238V91H240V92L237 91V95H239V96H240V95H242V96H243V95H246V96H247V93H246L247 91H246V90L248 89V90L251 92L250 94H252L251 97L254 96V97H252L253 99L255 98V100H256V101H254V102H255L254 105L257 106V109L255 108L256 110L254 111V113H255V116H254V117H253L254 113L252 112V109H251V111H249L250 114H247V115H246V113H248V110H245L246 108L243 109V107H246V106H244V105L246 104L247 101L244 103V101H245L246 99L243 101V99H241V98H246L245 96H244V97H241V96L239 97V96H237L239 103L243 101L242 103H240L239 106H238V103L236 102L235 107H237L238 109L235 108L234 105H233V109H236V111H238V112L236 113L237 115H235V113H234L235 111H234L232 108H230V110L228 109L229 107L226 108V109H228V110H225V112H224V110H223V113H224V114L226 113V115H227V112L230 113V116L228 115V117H226V115H224V116H225V117H224L225 119H223V116H221V114H220V116L217 115V114H218L217 112H219V109H221V110H220L221 112H219V113H222V108H223V107H222V108H219V107L217 106V105H218L217 103H216L217 105L215 104L216 106L214 105V103H212V105L214 106V108H213V106H212L211 103H210L211 106L209 107V109H208V108H207V109L205 108V109H206V113L203 112V111H205V109H200V108H199V107H200V104H199V103L204 104L203 101L200 102V100H199V101L196 103L198 107L196 106V104H194V106H196L197 108H199V109L201 110V111H199L200 114H202V112H203L202 116H204V120H206V119H205L206 114L209 115V113H211V112L214 110V111H213L214 113L212 112V113L210 114V115L213 117L212 120L209 119V118L211 117L210 115L207 116L208 118H207V117H206V118H207L210 122H212V121H220V122H221L222 120H225V121H222V122H223L222 124L224 125V123L227 122V126L229 125V130H228L227 127L224 128V126H226V124L223 126L224 130L226 131V133H223V134H222V131H224V130L221 129L222 127H220V124H219L218 122H215V123L212 124V123H209L208 120H206V124H205V125H207V123H209L210 125L212 124V126H214V127H211V126L208 124V126L212 128V130H213V132H212V130H211L210 128H208V126H207V127L204 126V122H205V121H204V122H203V120L201 121V122L203 123L204 129H205V127H206V131H207L208 129H210L209 132H212L213 134H214V131H215V134H216V135L219 133V134H218L219 137H221L220 134H221V135H224V134H225V136H222V137H221V138L224 137L223 139H225L226 137H227V138L231 137V136H226L228 133H229L228 135H232V137H231V138H232V141L230 140L231 138H229L228 141H227V145H225V144H226V141H225V140H224L225 142L223 141L225 144H223V143L220 141L221 139H219V141L224 145V147H226V146L229 145V146L227 147V149H228L229 147H232V148H229L228 150L231 151L232 149H234L233 151H231V153L233 152L232 154L229 152V153H230V156H234V157H231V158H233V159H231V160L229 159V160H230V163H231L232 160L235 161V159H238V160H241V161H242V159L245 160V159H246L245 157H246V154H247V153L245 154V153H244L245 151H244L243 149L245 148V146H249V144H251V145H250V148H252V149H251L252 151H250L251 153H252L253 151L255 152V150H256L255 153H259V152H260L259 156H260V155L264 156V155H263V154H264V91H263V90H264V89H263V87H264L263 84H264V83H263ZM226 83H225V84H226ZM238 83H239V84H238ZM257 83H256V84H257ZM220 84H221V85H220ZM237 84H238V85H237ZM178 85H179V84H178ZM228 85L226 84V86H228ZM257 86H260V87H259L260 90H259V88H258ZM211 87H212V88H211ZM256 87H257L258 89H257ZM234 88H235V87H234ZM236 88H237V87H236ZM238 88H239V87H238ZM261 89H262V90H261ZM234 90H235V89H234ZM236 90H237V89H236ZM223 91H224V93H223ZM230 91H231V89H230ZM261 91H262V93H261ZM221 92H222V93H221ZM225 92H226V93H225ZM235 92H236V91H235ZM220 93H221V94H220ZM239 93H240V94H239ZM248 94H249V92H248ZM235 96H236V95H235ZM249 96H250V95H249ZM212 97L214 98L213 100H212ZM227 98H226V100H228ZM239 99H241V101H240ZM211 100H212V101H211ZM224 100H222V102L220 101L221 103L219 102V103H220V104H219L220 107H221V104H222V105L224 104V102H225ZM223 101H224V102H223ZM252 102H253V101H252ZM192 105H193V104H192ZM192 105H191V106H192ZM236 105H237V106H236ZM191 106H190V107H191ZM194 106H193V109H194ZM231 106H232V105H231ZM196 107H195V110L197 109ZM193 109H192V110H193ZM199 109H197L196 111L198 112ZM211 109H212V110H211ZM223 109H224V108H223ZM202 110H203V111H202ZM207 110H209V111H207ZM231 110H233V112H232L233 114H231ZM244 110H245V112H242V111H244ZM210 111H211V112H210ZM226 111H227V112H226ZM197 112H196V113H197ZM199 112H198V115L200 116ZM223 113H222V115H223ZM229 113H228V114H229ZM251 113L253 114L252 116H251ZM213 114H214V116H215V114H216L217 116L214 117ZM242 114H243V116H242ZM244 114H245L247 117H253V118H247L246 116H244ZM233 115H235V116H233ZM238 115H239V117H238L239 119H241V118H240L241 116L243 117L242 120L246 117V119H244L245 122H243V121H240V122H239V119H238V120H237V119H234V117H236V116H238ZM240 115H241V116H240ZM202 116H201V117H202ZM229 117H230V118H229ZM221 118H222V119H221ZM227 118H229V119H227ZM232 118H233V120H235V121H234V124H236L235 122H238V123L235 125L236 127H234L233 120H231ZM236 118H237V117H236ZM220 119H221V120H220ZM247 119H248V120H247ZM226 120H229V123H228V121H226ZM230 121H232V123H231ZM216 123L219 124V126H215ZM222 124H221V126H222ZM231 124H232L233 126H231ZM213 128H214V129H213ZM233 128H235V129H233ZM236 128H237V129H236ZM220 129H221L222 131H221ZM231 129H232L233 131H232ZM235 130H237V131L235 132ZM231 131H232L234 134H231ZM207 132H208V131H207ZM209 132H208V133H209ZM212 133H211V135H212ZM209 134H210V133H209ZM160 136H161V135H160ZM212 136H214V135H212ZM233 136H234V137H233ZM162 137H164V136H162ZM214 137H215V136H214ZM160 138H161V137H160ZM215 138H216V137H215ZM217 138H218V137H217ZM161 139H162L163 141H165V137H164V138H161ZM226 140H227V139H226ZM245 140H248V141H250V142L245 141ZM243 141H244V142H243ZM229 142H231V143H229ZM245 142H246V143H245ZM228 143H229V144H228ZM247 143H248V145H247ZM222 144H221V145H222ZM243 145H245V146L243 147ZM169 147H170V146H169ZM242 147H243V148H242ZM241 148H242V149H241ZM246 148H247V147H246ZM248 149H249V148H248ZM253 149H254V150H253ZM258 150H260V151L258 152ZM250 152H249V153H250ZM242 153L245 154V157H243L244 154L242 155ZM239 155H240V156L242 155L241 157H243V158H240ZM251 155H253L252 158L255 156L254 158L256 159V162H258V163H260V164H258V165L255 164V163H256V162H255V159H253L254 164H252L253 161L251 162L252 158H251V156H250V157H248V159H246V162H245L246 165H244V167H246V169H245V170H246V171H245V173H246V178H245V179H246V180L248 179L247 181H250V179H251L250 182H253V181H256V180H254V177H255L256 175H258V176L256 177V179H258V181H259V182L256 181V182H257L256 184H254L255 182L253 183V186H254L256 192H258L257 195L254 194L255 192L252 190V189H253V187L251 186L252 184L249 182V183L251 184V185L249 184V186H251L252 188H251V187H248V188H249V190H252V191L254 192V193H253L252 191H250V193H251V192H252V193H251V196L249 195V199H252V197H254V196H252L253 194H254L255 196H259V197H260V195H262V198H256V200L258 199L257 201L260 202L261 207H260V205H259V208H260V209H261V208L264 209V200L262 201V199L264 198V197H263L264 194H262L263 191L260 189V188L264 189V188H263L264 185H263V186L261 185L262 183L264 184V180H263V182H261L262 180H261V178H260V177H262L261 175H263V172H264V170H262V169H261L262 171L260 170V167H261V165H262L261 163H262V161H263L264 158H263V157L261 158V157H259V156L257 157V155H255V154H251ZM230 156H229V158H230ZM238 156H239V157H238ZM244 158H245V159H244ZM249 158L251 159L250 161H249ZM257 158H258V159L261 158L262 161H261V162H260V160L257 161ZM247 160H248L249 162H251V163H250V164L247 163ZM37 161H38V160H37ZM37 161H36V164H37V163L39 164L40 161H38V162H37ZM48 161H49V162H48ZM48 161H47L46 159H45V160H42V161L40 162L41 167H39L40 165H39V166L36 165V171L38 170V169H37L38 167H39L40 169H39V172L37 171L38 173H35V172H34V173H35V176H34L35 178H33L34 180H31L32 183H31V181L29 180V181H30L29 183H31L32 186H31V184H28V183H27L28 185H30V188L28 187V189H30V191L27 192L28 189H26V190H27L26 192L28 193V195H29L30 197L24 195V194H27V193H24V192H23L22 196H23V195H24V197L26 196V197H25V202H24V199H22V200L20 199V201H19V204H20V202H24V203H21V205L27 203V204H25L27 207H22V208H24L25 210L29 209V210H28V213L25 212L24 210H21V209H22V208L20 207L21 205H19L18 202L16 203L17 205H15V207L12 206V204L15 203L13 199H12L13 201L10 200V201L12 202L11 205H8V204H7L8 201L6 202V204L8 205V207H11V206H12L11 210H13L14 208H17V211H18V212H17L16 209H14V210L16 211V215L14 214L15 211H14V213H13V214L15 215L14 217H16V216L18 215L17 218H16V219H18V220H16V219H11L10 223L15 222V221H13V220H16V221H18V222H16V223L19 224V220L22 218V216L28 217V220H29V221H28L27 218H26V224H30V223H28V222H31L32 219H33V220L35 219V222H34L33 226H34L35 223H36V225H38V227H40L39 225H41V226H42V225H45V223H43V222H46V226H48V227H46V229L48 228V230L50 229V231H47L48 233H45V235H44L43 233H41V234H40L41 237L37 236V239H35V241H36L35 243H36V244H39V243H37V240H38V237H39V240L42 239V240H44V241H46V242L48 241L47 243L44 242V241H40V242H43V244L46 243V245H45V244H44V245L46 246L47 249H48V248L50 249L49 251H51V248H50V246H51L50 243H51V242H53L54 245H55L56 243H58L57 246H58L59 244H60V246H63V245H65V244H66V245H69V244H70V247L65 246V247H67L68 249H71L70 251L75 250L74 245H78V244L80 245V244H82V245H80V246L78 245L79 247H78V246H77V247L75 246L76 249H78V250L80 249L81 246L84 247V246L86 245L85 248H82V247H81V248H82V250H81V251H82V254H81L80 256H82V257H80V259L83 258L84 255L87 253L88 256H87V254L85 255L87 258H86V259L84 258L83 260H85V261H83V260H82V261H83L84 263L87 262L86 264H88V263L90 264V261H91V264H92V261H93L94 259H88V257H90V256H89L90 254H96V253L94 252L93 249H95L94 247H97V245H96L97 240H96V243H94L96 246L94 245V247H93V245H90V244H93V243L91 242V240H90V237H91V239L94 238V237H95L94 234H95L96 231H94V232L92 231V233L90 232V234H89L88 231H87L86 233H85V231H84V236H83L84 238L82 237V239H79V238H81V236L83 235V233H82V232L80 233V232H77V231L80 230V226H81V227H84V226H82V225L79 226V224H77V221H78V220H77L76 222H75V221L71 222L70 220H66V221L69 222V225L72 226V227L74 228V229L72 228V229H71L72 231H71V230H70L71 227H70L69 225H66V226H69V227H70V228L68 227L69 230H70V231H69L70 233L68 232L67 229H66V231H65L64 228H67L66 226H65L64 228H62L61 226H58V225L61 223V222L59 221L60 218H62L63 216H65V215H64L65 213H63L64 210H58V209H57L58 206H57V208H56L55 205H56V202H57L58 200H59V202H61L62 200L60 201V199H58V197L60 196V194H58V196H57V199H58V200H57V199L55 200L54 198L56 197L55 195H57V193L55 192L56 194H54V193H53V192H54L53 189H52L53 192L50 191L51 189L49 190V187H50V188H53L54 186L56 187L57 185H58L59 187H62V188L65 187L66 190H64V189H62V188H59V187H58V188H59L60 190H57V189H56V190L58 191V193H60V191L62 190V191H61V196H63V195L69 196L70 194H67V193H66V192H67V187L71 184V185H72V188H74V183H75V185H76L75 189H76L77 187H78V188L82 187L83 185H80V184L84 181V180H83L84 178L77 177L78 179H80V180H78L79 185H80V187H79V185H77L78 182H77V181H74V180H75V177L73 176V174H72V176H73L74 178H73V179L71 178V179H72L74 182H73L72 180H71V182L68 181V179L70 178V177H68V176L70 175V173H69V171L66 169V167L64 166V165H65L64 162L66 161V159L63 158V161H64V162H63L62 159L53 157L52 161H50V159H48ZM174 163H175V162H174ZM233 163H234V162H232V164H233ZM170 165H171V164H170ZM174 165H175V164L172 163V166H171L172 169L176 166V165H175V166H174ZM251 165H255V166H253V167H254V168H257L256 170L259 172L258 174L256 173V172H257L256 170H253V168H252ZM259 165H260V167H259ZM248 166H249V167H248ZM263 166H264V165H263ZM17 167H18V166H17ZM146 167H147V166H146ZM176 167H177V169L174 168L176 171H175L174 169L172 170V169L170 168V170L172 171V173H173V172H177L178 170H181L178 166H176ZM261 168H264V167H261ZM147 169H149V166L147 167ZM170 170L168 171V172H169L168 174H169V177H170V180H171L172 183L170 182L169 178H167L169 181L167 180L168 182L166 181L165 183H171V184H170V187H169V185L167 184V186H168V190H167L166 188H165L166 190L164 189L165 191L163 190L164 193H166V192L168 191L167 196L170 195V194H172V192H173L172 189H173V190H176L175 187H177V186L179 187V186L181 185V184H178V183H182V184H183L184 182H182V181H184V179H185V178H184L183 180L181 179L182 181L180 182V179H179V178H181V177H180V176L177 177V175L180 174V173L178 174V172H180V171H178L177 174H176V173L172 174V173H170ZM259 170L261 171V173H260ZM66 171H68L69 174H68ZM77 171L79 172V174H83L82 172H83L84 170L82 171L81 169H80V170L78 169ZM80 171H81V172H80ZM34 173H33V175H34ZM65 173H66V174H65ZM72 173H74V172H72ZM251 173H252V174H251ZM254 173H256L255 176H249V175H254ZM36 174H37V175H36ZM64 174H65V176H64ZM67 174H68V175H67ZM171 174H172V175H171ZM259 174H261V175L259 176ZM66 175H67V177H66ZM170 175H171V176H170ZM180 175L182 176V174H180ZM243 175H244V174H243ZM70 176H71V175H70ZM75 176H76V175H75ZM79 176H80V175H79ZM235 176H236V175H235ZM32 177H33V176H32ZM183 177H184V176H183ZM193 177H194V180H195V179H196V180L198 179L195 175H194ZM244 177H245V175L243 176V180L246 182V180L244 179ZM177 178H178L179 180H177ZM236 178H237V177H236ZM262 178L264 179V177H262ZM30 179H31V178H30ZM81 179H82V182L80 183ZM151 179H153V178H151ZM259 179H260L261 181H260ZM185 180H187V179H185ZM189 180H190V179H189ZM198 180H199V179H198ZM198 180H197V181H198ZM252 180H253V181H252ZM67 181L70 182V184H69ZM176 181H177V182L179 181V182L176 183ZM197 181H196V182H197ZM240 181H241V179H240ZM26 182H27V180H26ZM241 183H243V182L241 181ZM241 183H240L241 186H242L243 184L245 185L246 183H247V186H248V182L243 183V184H241ZM258 183H259V184H258ZM176 184H178V185H176ZM198 184H199V182H198ZM198 184H197V185H198ZM99 185H100V184H99ZM244 185H243V186H244ZM255 185H256L257 187L259 186V189H258V188L256 189V186H255ZM260 185H261V186H260ZM25 186H26V183H25ZM31 187H33L34 189L31 188ZM55 187H54V188H55ZM70 187H71V186H70ZM70 187H68V188L70 189ZM98 187H100V186H97V188H98ZM159 187H160V186H158V188H159ZM161 187H162V186H161ZM161 187H160V188H161ZM163 187H164V186H163ZM165 187H166V185H165ZM178 187H177V189H178ZM72 188H71V191L74 190V189H72ZM78 188H77V189H78ZM152 188H153V189H154V188L156 189L157 187H156V186H152L151 189H152ZM158 188H157V191H158V190L160 191V192L158 191V194H159V193H163V192H161L160 188H159V189H158ZM239 188H240V187H239ZM239 188H238V189H239ZM250 188H251V189H250ZM0 189H1V188H0ZM24 189H25V188H24ZM31 189H32V190H31ZM77 189H76V190H77ZM80 189H81V190H77L76 192H77L78 194L80 193V195L82 194V195H81L82 197H81V198L78 197V196H80V195H78V194H77V197H78L79 199H81V200L84 201V200L87 198L86 195L90 194V192H88V194H87V193H86L87 191H86V192H85L86 195H85V193H82V192H81V191H83V187L80 188ZM162 189H163V188H162ZM63 190H64V191H63ZM169 190L172 191V192L170 191V192H171L170 194H169ZM239 190H240V189H239ZM257 190H258V191H257ZM259 190L262 191V193H260V195H259V192H261V191H259ZM79 191H80V192H79ZM152 191H153V190H152ZM236 191H237V190H236ZM236 191H235V192H236ZM19 192H21V191H19ZM19 192H18V193H19ZM34 192H36V193L34 194ZM62 192H65V193H62ZM155 192H156V191H155ZM178 192H179V189H178ZM235 192H234V193H235ZM248 192H249V191H248ZM0 193H1V192H0ZM29 193H31V194L33 193L35 196L32 194V195L34 196V197H32V195L29 194ZM68 193H69V191H68ZM150 193H151V192H150ZM176 193H177V191H176ZM176 193H174L173 195H176ZM236 193H237V192H236ZM250 193H249V194H250ZM11 194L13 195V193H11ZM11 194H10V195H11ZM16 194H17V193H16ZM20 194H21V193H20ZM20 194H19V195H20ZM62 194H63V195H62ZM71 194H72V193H71ZM73 194H74V196H75V201H78V200H77L78 198H76V195H75V191H74ZM73 194H72L71 196H73ZM83 194H84V195H83ZM92 194H93L92 197H91V195H90L88 198H90V199L92 200V198L95 197V198H93V201H92L93 204H94V203L96 202V199L99 200V198H98V197L96 198L97 195H95V193H92ZM96 194H98V193H96ZM101 194H102V193H101ZM101 194L99 193V195H100L99 197H101V196L103 195V194H102V195H101ZM148 194H149V193H148ZM155 194H156V193H153V194L151 193V194H149V198H147V199L144 200V206H145L144 211H146V212H144V213H143V212H139L140 214L142 213V215L144 214V217L146 216L145 214L147 213V211L149 212V214L147 213L148 217H149L150 214H151V216L153 215L154 218H155L156 216H158V215H156V213H157V208H159V207H157V206H158V205L161 206V205L163 204V201H164L163 198H164L165 196H163L164 194H162L163 198H162V196H160V197H161V200H160L158 194H156L157 197H158V199L162 202V204H159L160 202L157 203L159 200L156 199V195H155ZM10 195H9V196H10ZM151 195L154 196V197L152 196V199L155 198V200H157V201H155V200L152 201V199H150V198H151V197H150ZM177 195H179V194L177 193ZM0 196H1V194H0ZM17 196H18V195H17ZM71 196H69V197H71ZM74 196H73V197H74ZM83 196H84V197H83ZM147 196H148V195H147ZM147 196H144V197H147ZM179 196H180V195H179ZM20 197H21V195H20ZM20 197H19V198H20ZM24 197H22V198H24ZM63 197H64V196H63ZM63 197H60V198L63 199ZM177 197H178V196H177ZM177 197L175 196V197H173V199H175V198H177ZM234 197H235V196H234ZM245 197H246V196H245ZM9 198H10V197H9ZM11 198H13V197H11ZM26 198H29V199H28L29 203L33 200L32 198H35V199H37V200L35 201V199H34V200H33V203L31 202L30 205H28V201H26ZM65 198H66V197H65ZM65 198H64L63 200H65ZM88 198L85 200L86 202L84 201V204L87 203V202H88V204H89V202H91V200L88 199ZM165 198H166V197H165ZM236 198H237V196H236ZM254 198H255V197H254ZM0 199H1V198H0ZM5 199H6V198H5ZM67 199H68V198H67ZM67 199H66V200H67ZM69 199H70V198H69ZM71 199H72V198H71ZM162 199H163V200H162ZM168 199H169V196H168ZM173 199H171V196H170V200L172 201ZM249 199H248V200H249ZM260 199H261L262 202L260 201ZM2 200H4V199L2 198ZM7 200H9V199H7ZM54 200H55V201H54ZM81 200H79V201H80V202H83V201H81ZM89 200H90V201H89ZM94 200H95V202H94ZM100 200H101V202H102L103 199H100ZM165 200H167V198H166ZM246 200H247V198H246ZM253 200H254V199H253ZM256 200H255V203H254V204H259V203H256V202H257ZM4 201H6V200H4ZM15 201H16V200H15ZM17 201H18V200H17ZM37 201H38V202H37ZM53 201H54L55 203H53ZM79 201H78L77 203H79ZM243 201H244V200H243ZM36 202H37V203H36ZM39 202H41V203H39ZM48 202H49V203H48ZM51 202H52L53 204H52ZM64 202L66 203V201H64ZM92 202H91V203H92ZM164 202H165V201H164ZM245 202H246V201H245ZM8 203H9V202H8ZM35 203H36L37 205H39V204H40V205H39V206H37V205H36V206H33ZM46 203H48L47 205H49V206H48V209H45ZM62 203H63V202H61V205H62ZM65 203H63V205H64ZM75 203H76V202H75ZM77 203H76V204H77ZM91 203H90V204H91ZM99 203H100V202H99ZM243 203H244V202H243ZM31 204H32V207H31V208H30V207L28 208V206H31ZM50 204L53 205V206H55V208H54L53 206H50ZM54 204H55V205H54ZM57 204H58V202H57ZM81 204H83V203H81ZM81 204H80V205H81ZM93 204H92L91 206H95L96 203H95L94 205H93ZM156 204H158V205H156ZM164 204H166V202H165ZM0 205H1V204H0ZM98 205H99V204H97L96 206H98ZM252 205H253V202H252ZM18 206H19L20 208H19ZM23 206H24V205H23ZM59 206H60V204H59ZM155 206H156L157 208H156ZM13 207H14V208H13ZM98 207H99V206H98ZM100 207H101V206H100ZM161 207H162L163 210L165 209L164 206H161ZM257 207H258V206H256V209H257ZM26 208H27V209H26ZM61 208H62V207H61ZM92 208H94V207H92ZM95 208L97 209V207H95ZM244 208H245V206H244ZM252 208H254V207H252ZM19 209H20L21 211H24V212H21V211H20V212H21V213H24L25 215L19 213ZM59 209H60V208H59ZM159 209H160V208H159ZM249 209H250V208H249ZM254 209H255V208H254ZM254 209H251V210H254ZM263 209H261V210H263ZM65 210H67V209L65 208ZM99 210H100V212H101V209H99ZM99 210H98V211H99ZM160 210H161V209H160ZM163 210H162L161 212H165V211H163ZM245 210H246V208L244 209V211H245ZM261 210H257V211H261ZM9 211H10V209H9ZM9 211H8V212H9ZM90 211H92V212L94 213L93 216H96V215H97L95 212L98 213V211H96V210H95V212H94L93 209L90 210ZM90 211H88V212H90ZM257 211H256V212H257ZM263 211H264V210H263ZM263 211L260 212V213L263 214V216H262V214H261V216H258V217H260V218H258V220H259V219H260L261 221L264 220V218L261 219V217H264V213H263ZM12 212H13V211H12ZM80 212H81V211H80ZM82 212H83V213H82ZM82 212H81V215L78 214V215H80L81 218H82L83 216L85 217V214H87L86 211H82ZM84 212H85V213H84ZM92 212H91V213H92ZM100 212L98 213L99 215H100ZM158 212H160V211L158 210ZM161 212H160V214H163V213H161ZM9 213H11V212H9ZM9 213H7V214H9ZM93 213H92V214H93ZM134 213H135V212H134ZM134 213H133V214H134ZM258 213H259V212H258ZM13 214H12V215L10 214L11 217H13ZM26 214H28V215L26 216ZM66 214H67V213H66ZM140 214H137V215H138L137 217H139ZM154 214H155V216H154ZM158 214H159V213H158ZM70 215H71V214H70ZM76 215H77V214H76ZM99 215H97V216L99 217ZM110 215H111V214H110ZM165 215H166V214H165ZM61 216H62V217H61ZM72 216H73V214H72ZM87 216L90 217L91 215H90V216L87 215ZM97 216H96V218H97ZM135 216H136V214H135ZM140 216H141V215H140ZM161 216H162V215H161ZM161 216H160V217H161ZM256 216H257V215H256ZM11 217H10V218H11ZM20 217H21V218H20ZM25 217L23 218L24 220H25ZM67 217H68V216H67ZM80 217H79V218H80ZM137 217H136V218H137ZM144 217H143V218H144ZM146 217H147V216H146ZM153 217H149L150 220H148V218H147V219L145 218V219L148 220V223H149V221H151V218H153ZM163 217H164V214H163ZM163 217H162V218H163ZM10 218H9V219H10ZM46 218H47V219L50 218L51 221H50V219H49V221H47ZM79 218L76 217V219H79ZM91 218H92V216H91ZM96 218H93V219H95V221H96ZM140 218H142V216L139 217V219H140ZM156 218H159V217H156ZM156 218H155V220H156ZM162 218H160V219L163 220ZM164 218H165V217H164ZM199 218L201 219V217H199ZM203 218H204V217H203ZM203 218H202V219H203ZM23 219H21V220H23ZM70 219H71V218H70ZM72 219H73V218H72ZM72 219H71V220H72ZM97 219H98V218H97ZM180 219H181V218H180ZM180 219H179V221H180ZM202 219H201V220H202ZM254 219L257 220V218H254ZM30 220H31V221H30ZM41 220H45V221L42 222ZM64 220H65V219H64ZM64 220H63V221H64ZM74 220H75V219H74ZM137 220H138V218H137ZM152 220H153V219H152ZM155 220H154V222H155ZM161 220H160V221L158 220L160 223H158V222L156 221V223H158L157 226H158L159 224H160V226H161V223H162ZM164 220H165V219H164ZM164 220H163V223H162V226H161V227H164V225H165V224H164V222H165ZM182 220H184V219H182ZM203 220H204V219H203ZM203 220H202V221H203ZM260 220H259V221H260ZM2 221H3V220H2ZM2 221H0V232H1L2 235H3V234H4L3 231H5V228H4L5 225H4L3 223H2V225H4V226L1 225V222H2ZM27 221H28V222H27ZM40 221L42 222V224H38V223H40ZM66 221H65V222H66ZM138 221H142V222H143V219H142V220H138ZM144 221H145V220H144ZM179 221H177V222H179ZM196 221H197V219H196ZM204 221H205V220H204ZM204 221H203V222H204ZM210 221H211V220H210ZM48 222L50 223V225H49ZM52 222H54V223H55V222H59V223H55V224H57V228H53L54 226L56 227V225H54V223L52 224ZM65 222H64V223H65ZM74 222H75L76 224H74ZM145 222L147 223V221H145ZM145 222H144V223H145ZM211 222H212V221H211ZM20 223H21V221H20ZM32 223H33V221H32ZM32 223H31V224H32ZM62 223H63V222H62ZM62 223H61L60 225H62ZM70 223H71V224H70ZM72 223H73V224H72ZM78 223H80V222H78ZM146 223H145V225H146ZM197 223H198V222H197ZM201 223H202V222H201ZM209 223H210V222H209ZM209 223H208V224H209ZM13 224H14V223H12V225H13ZM26 224H25V225H26ZM51 224H52V225H51ZM66 224H67V223H66ZM80 224H81V223H80ZM163 224H164V225H163ZM166 224H167V223H166ZM198 224H199V223H198ZM210 224H212V223H210ZM19 225L21 226V224H19ZM25 225H24V222H23V226H22L21 228H24V227L27 226V225H26V226H25ZM73 225H74V226L77 225V226L74 227ZM114 225H115V223H113V224L110 225V226H114ZM172 225H173V224H172ZM201 225L205 227L207 224L204 225V223H203V224H201ZM20 226H19V227H20ZM28 226H29V225H28ZM33 226H30V229H31ZM51 226H52V230H51V228H50ZM63 226H64V225H63ZM128 226H129V225H128ZM168 226H169V225H168ZM198 226H199V225H198ZM209 226H210V225H209ZM19 227H17L16 224L13 225V229L16 228V229H14L13 231L15 232V230H16L17 233H18V230H19L18 228H19ZM34 227H35V228H33V229H34V230L36 229L37 232H41V231H38V229L41 230L42 228H45L44 226H42V228H41V227L38 228L37 226H34ZM36 227H37V228H36ZM77 227H78L79 230L76 229ZM129 227H130V226H129ZM161 227H160V228H161ZM176 227H177V226H176ZM211 227H212V226H211ZM211 227H210V228H211ZM21 228H20V229H21ZM26 228H27V227H26ZM28 228H29V227H28ZM28 228H27V230H28ZM115 228H116V225H115ZM165 228H166V227H165ZM168 228H172V229H173L174 227L171 226V227H168ZM178 228H179V227H178ZM180 228H182V227H180ZM210 228H208V229H210ZM83 229H85V227H84ZM83 229H82V231H83ZM208 229H207V230H208ZM31 230H32V229H31ZM34 230H33V231H34ZM42 230H43V229H42ZM76 230H77V231H76ZM110 230H111V229H109V231H110ZM112 230H113V229H112ZM112 230H111V231H112ZM127 230H128V229H127ZM129 230H131V228H130ZM202 230H203V229H202ZM202 230H201V231H202ZM33 231H32V234H33ZM73 231L77 232V235L80 234V235H78V236H80V237H78V236L76 237V235H75L76 233L74 232V233H75V234H74ZM109 231H108V235H110V234L112 233V232H110V234H109ZM114 231H115V230H114ZM204 231H205V230H204ZM37 232H34V234L37 235ZM65 232H67V233H65ZM127 232H128V231H127ZM19 233H20V230H19ZM28 233H30V232H27V233H26V236H27ZM68 233H69L68 236L65 235V234H68ZM72 233L74 234L75 238H74V236L72 235ZM87 233H88V234H87ZM128 233H130V232H128ZM131 233H132V232H131ZM201 233H204V232H201ZM23 234H24V232H21V233H20V235H23ZM32 234L30 233V235H32ZM106 234H107V233H106ZM2 235H1V236H2ZM30 235H29V239H30ZM35 235H34V237L36 238ZM46 235H48V236H46ZM89 235H90V237H89ZM91 235H92V236H91ZM129 235H132V234H127L128 237H129ZM3 236H5V235H3ZM13 236L17 237V235H14V234H13ZM42 236H45V238L42 237ZM65 236H67L68 238H66ZM70 236H71V238H69ZM85 236H86V237H85ZM98 236H99V235H98ZM98 236H97V237H98ZM110 236H111V235H110ZM206 236H207V235H206ZM19 237L22 238V236H18L17 238H19ZM88 237H89V238H88ZM131 237H132V236H131ZM203 237H204V236H203ZM0 238H1V239H0V263H1V264H21V262H22V259H21V257H20L21 254H19V250H21V249H19V248H22V246H25V247L27 248V245L29 244L28 242H27V243H28L27 245H26V244H25V245H22V244H23L24 242L27 241L28 237H25V235H24V238H27V239H25L26 241L23 240L24 238H22L21 240L19 239V241H23V243L21 242L22 244H21L19 241L16 243L15 240H16L17 238L15 239V238L13 237L15 240L8 241L9 245L11 246V250H8V249H7L8 247L4 245V242H7V241H4V242H3L2 240H3L4 238H2V237H0ZM32 238H33V237H32ZM43 238H44V239H43ZM73 238H74V240H73ZM95 238H96V237H95ZM95 238L92 240L93 242H95V241H94ZM99 238H100V236H99ZM195 238H196V236H195ZM69 239H70V241L72 240L71 243H69V242H70ZM127 239H128V238H127ZM5 240H6V239H5ZM17 240H18V239H17ZM39 240H38V242H39ZM49 240H50V241H49ZM88 240H90V241H88ZM130 240H131V239H130ZM130 240L128 239V241H130ZM186 240H187V239L184 240V241H185L184 244L186 243ZM192 240H193V239H192ZM199 240H201V239H198L197 241H199ZM28 241H29V240H28ZM32 241L34 242V238H33ZM62 241H66V243H65V242H64L65 244H64V243H60V242H62ZM67 241H68L69 244H67ZM98 241H99V243L101 242L100 239H98ZM131 241H132V240H131ZM179 241H183V239H182V240H179ZM187 241H188V240H187ZM29 242H31V240H30ZM79 242H80V243H79ZM86 242H89V243L91 242V243L88 244V243H86ZM102 242H103V241H102ZM102 242H101V243H102ZM190 242H191V241H190ZM193 242H194V241H193ZM19 243H20L22 246H21ZM35 243H34V244H35ZM84 243H86V244H84ZM99 243H97V244L99 245ZM129 243H130V242H129ZM131 243H133V242H131ZM181 243H183V242H181ZM196 243H197V242H196ZM5 244H6V243H5ZM18 244L20 245L19 248L17 247V246H19ZM31 244H32V243H31ZM48 244H50L49 247H48ZM53 244H52V245H53ZM61 244H63V245H61ZM83 244H84V246H83ZM87 244H88V245H87ZM187 244H189V243L187 242ZM199 244H200V243H199ZM6 245H7V244H6ZM40 245H41V244H40ZM40 245H38V247H37L38 249H39ZM100 245H101V244H100ZM190 245H191V244H190ZM195 245H198V243L195 244ZM28 246H29V245H28ZM30 246H31V245H30ZM36 246H37V245H36ZM41 246H42V245H41ZM45 246H42V247L45 248ZM87 246H89V248H88ZM91 246L93 247L92 250H91V248H90ZM103 246H104V244H103ZM184 246H185V245H184ZM186 246H188V245H186ZM246 246H247V245H246ZM249 246H250V245H249ZM259 246H260V245H259ZM25 247H23V248H25ZM34 247H35V245H32L33 252H35V250H37V248L35 247L36 249H34ZM54 247H56V246H54ZM86 247H87V249H86ZM98 247H99V246H98ZM188 247H192V246H188ZM198 247H200V246H198ZM243 247H244V246H243ZM17 248H18L19 250H18ZM23 248H22V249H23ZM26 248H25V249H26ZM30 248H31V247H30ZM30 248H27V250L23 249V250H25V252H23V253L27 254V257H28V255H29V253H31V251H32V249H30ZM40 248H41V247H40ZM67 248H66V250H67ZM72 248H73V249H72ZM102 248H103V247H102ZM183 248H186V247H182V249H183ZM193 248H194V247H193ZM193 248H192V249H193ZM195 248H196V247H195ZM200 248H202V247H200ZM200 248H199L198 250H200ZM246 248H247V247H246ZM255 248H256V247H255ZM28 249H29V252H26V251H28ZM41 249H42V248H41ZM53 249H55V248L52 247V250H53ZM62 249L65 250V248H62ZM85 249H86L87 251H86V253L84 252V253H85V254H84L83 251H85ZM88 249H90V250L92 251V253H91L90 250H89V252H90V253H89V252H88ZM196 249H197V248H196ZM247 249H249V248H247ZM247 249H244V250H246V252H248V251L251 250V252H248L247 255H245V257L250 258V259H251L250 261L256 260V262H255V261H254V262L257 263V261H258V264H259V263H260V259H259V260L256 259V258L258 257L259 252H255V249H254V253H258L257 256H256V254L252 253L253 248H252V249H249V250H247ZM23 250H22V251H23ZM187 250H188V249H187ZM193 250H194V249H193ZM201 250H202V249H201ZM240 250H241V249H240ZM257 250H258V249H257ZM257 250H256V251H257ZM262 250H263V249H261V251H262ZM22 251H20V253H21ZM95 251H97V253L100 252V250H98V249H96ZM103 251H105V250L103 249ZM194 251H196L195 253H197V250H194ZM194 251H193V252H194ZM202 251H203V250H202ZM242 251H243V250H242ZM33 252H32L31 254H34ZM37 252H38V250L35 252V253L38 255L39 253H37ZM79 252H80V251H79ZM93 252H94V253H93ZM187 252H188V251H187ZM205 252H207V251H205ZM243 252H244V251H243ZM135 253H136V251H135ZM137 253H138V252H137ZM199 253H200V252H199ZM201 253L203 254V252H201ZM241 253H242V252H241ZM241 253L239 254V251H238V254H239V255H241ZM263 253H264V250H263L262 254H263ZM182 254H183V253H182ZM188 254H189V253H188ZM204 254H205V253H204ZM238 254H237V256H238ZM243 254H244V253H243ZM243 254H242V257H243ZM260 254H261V252H260ZM260 254H259V257H260ZM184 255H185V253H184ZM226 255H227V254H226ZM226 255H223V257H224V256L227 257ZM235 255H236V254H235ZM38 256H39V255H38ZM189 256H190V255H189ZM199 256H201V254H199ZM202 256H204V255H202ZM202 256H201V257H202ZM205 256H206V255H205ZM228 256H229V255H228ZM231 256H232V255H231ZM237 256H236V259H235V260H233V259H234L233 256H232L231 259H230V257H229V259H230V260H229V259H227L228 257H227V258H223V257L221 256V254H220V257H222L221 259H223V260L221 261V259H220V260H219L220 263L218 262V263H216V264H230V263H231V260H232V262H236V264H237V259H238ZM27 257H26V255H25L24 257H22V258L24 259L23 261H25V258H26V262H27V264H31V263L33 264L34 261H33L32 258H31L32 260H31V259H30V260L33 261V262L28 263V261H30L29 258H30L31 256L28 257V261H27ZM197 257H198V255H197ZM201 257H199V258H201ZM206 257H207V256H206ZM206 257H205V258H206ZM220 257H219V258H220ZM239 257H240V256H239ZM245 257H244V258H245ZM259 257H258V258H259ZM261 257H262V256H261ZM131 258L133 259V257H131ZM187 258H188V257H187ZM219 258L217 257V259H219ZM244 258H243V259L240 258V260L242 259V260H243L242 262H244V261H245ZM263 258H264V257H263ZM263 258H262V259H263ZM87 259H88V260H87ZM135 259H136V258H135ZM201 259H202V258H201ZM201 259H200V260H201ZM262 259H261V261L263 262ZM86 260H87V261H86ZM89 260H90V261H89ZM133 260H134V259H133ZM193 260H194V259H193ZM238 260H239V259H238ZM240 260H239V261H240ZM248 260H249V259H248ZM76 261H78V260H76ZM95 261H96V260H95ZM198 261H199V260H198ZM229 261H230V263H229ZM250 261H249L248 263H250ZM83 262H79V263L83 264ZM93 262H94V261H93ZM96 262H97V261H96ZM96 262H95V263H96ZM98 262H99V260H98ZM104 262H105V261H104ZM106 262H107V261H106ZM240 262H241V261H240ZM240 262H238V263L240 264ZM254 262H253V263H250V264H254ZM22 264H26V263H25V262H22ZM34 264H35V263H34ZM93 264H94V263H93ZM214 264H215V263H214ZM233 264H234V263H233ZM243 264H244V263H243Z\"/></svg>",
    "mask_w": 264,
    "mask_h": 264
}]
</instances>
